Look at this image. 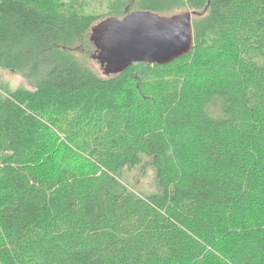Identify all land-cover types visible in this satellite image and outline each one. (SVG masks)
Here are the masks:
<instances>
[{
    "label": "trees",
    "instance_id": "obj_1",
    "mask_svg": "<svg viewBox=\"0 0 264 264\" xmlns=\"http://www.w3.org/2000/svg\"><path fill=\"white\" fill-rule=\"evenodd\" d=\"M86 4L0 0V264H264V0ZM134 10L192 11L190 51L101 75L91 28Z\"/></svg>",
    "mask_w": 264,
    "mask_h": 264
},
{
    "label": "water",
    "instance_id": "obj_2",
    "mask_svg": "<svg viewBox=\"0 0 264 264\" xmlns=\"http://www.w3.org/2000/svg\"><path fill=\"white\" fill-rule=\"evenodd\" d=\"M192 11L171 15L134 10L123 18L109 17L91 28L94 59L106 63L104 74L119 73L133 61L166 64L193 44Z\"/></svg>",
    "mask_w": 264,
    "mask_h": 264
},
{
    "label": "rangeland",
    "instance_id": "obj_3",
    "mask_svg": "<svg viewBox=\"0 0 264 264\" xmlns=\"http://www.w3.org/2000/svg\"><path fill=\"white\" fill-rule=\"evenodd\" d=\"M109 1L110 0H83V2L87 3L85 7L86 11H93L97 13L104 12L106 10V4ZM93 51L94 49L91 47L87 53H83V56H87V60L96 69V71L101 75H104L102 72L103 68L92 56ZM0 80L3 83H7L10 88H15L21 84H27V82L23 80L19 74L9 70H1ZM123 182H125L131 189L137 192L140 191L142 193L148 194L152 191H155L156 189L153 169L147 161L129 171L124 177Z\"/></svg>",
    "mask_w": 264,
    "mask_h": 264
},
{
    "label": "flooded vegetation",
    "instance_id": "obj_4",
    "mask_svg": "<svg viewBox=\"0 0 264 264\" xmlns=\"http://www.w3.org/2000/svg\"><path fill=\"white\" fill-rule=\"evenodd\" d=\"M109 17H115V16H108V17H106V18H103L102 20H105V19H107V18H109ZM117 17H119V16H117ZM124 17V16H123ZM123 17H119V18H123ZM101 20V21H102ZM96 54V52H95V48H94V52H93V54L92 55H95ZM100 63V62H99ZM100 66L103 68V72H104V68H105V66H106V63H104L103 65H101L100 64Z\"/></svg>",
    "mask_w": 264,
    "mask_h": 264
}]
</instances>
